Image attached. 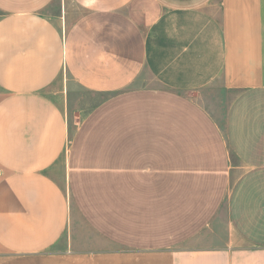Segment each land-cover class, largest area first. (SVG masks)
Here are the masks:
<instances>
[{
	"label": "crops",
	"instance_id": "1",
	"mask_svg": "<svg viewBox=\"0 0 264 264\" xmlns=\"http://www.w3.org/2000/svg\"><path fill=\"white\" fill-rule=\"evenodd\" d=\"M0 264H264V0H0Z\"/></svg>",
	"mask_w": 264,
	"mask_h": 264
},
{
	"label": "rangeland",
	"instance_id": "2",
	"mask_svg": "<svg viewBox=\"0 0 264 264\" xmlns=\"http://www.w3.org/2000/svg\"><path fill=\"white\" fill-rule=\"evenodd\" d=\"M148 79H147V76H141V77H139L137 80H136V82H141V83H146V81H147ZM130 85V84H129Z\"/></svg>",
	"mask_w": 264,
	"mask_h": 264
}]
</instances>
